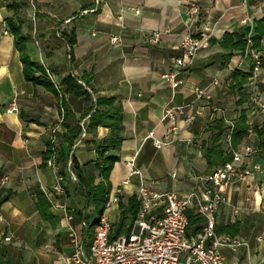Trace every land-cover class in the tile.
<instances>
[{
  "label": "crops",
  "instance_id": "0c3cea01",
  "mask_svg": "<svg viewBox=\"0 0 264 264\" xmlns=\"http://www.w3.org/2000/svg\"><path fill=\"white\" fill-rule=\"evenodd\" d=\"M19 1H26L27 6L19 10L10 6ZM191 3L200 8L197 20L186 14ZM11 16L25 19L23 30L31 35L27 54L35 62L44 59L59 90L71 74L85 84L94 100L114 98L121 103L123 140L118 150L109 152L117 157L109 175V195L128 173L125 161L133 158L142 180L156 190L185 195L197 188L194 176L221 166L207 162V150L218 133L214 124L222 123L219 144L224 154L230 153L229 128L246 109L248 137L236 150L244 152L246 146H252L255 152L245 155L242 164H259L262 172L242 184L220 188L229 202L220 205L216 213V232L247 242L236 251L220 248L229 264H264V133H257L264 122L249 102L237 103L240 90L231 86L235 71L249 73L253 63L245 51L231 53L220 43L225 34H240L246 26L254 34L256 22L264 17V0H0V179L7 178L0 184V263L66 264L63 258L73 251L67 235L69 222L52 203L64 202L75 213L72 223L87 249L93 238L91 226L101 213L85 207L76 190L78 183L65 179L64 195L53 189L54 171L43 164L44 138L57 135L56 145L66 147L61 135L67 129L54 94L24 76L21 53L7 22ZM141 29L169 31L162 34L159 43L150 45L140 38ZM63 31L72 32L73 44L69 45ZM187 33L198 35L205 43L191 68L182 74L185 84L173 90L162 75L182 54ZM112 35H120L122 45L113 44ZM259 52L263 56L264 38ZM197 87H207L211 98H198ZM242 92L248 96L259 93L264 99V68L257 85L248 81ZM65 99L81 118L80 123H88L85 99L70 93ZM12 101H16L18 112L10 114L6 110ZM168 105L184 106L196 117L190 124L179 117L178 133L171 136L168 145L158 148L147 135L153 132L157 138L164 137L172 123L163 118ZM109 134L107 127L86 126L85 135L76 139L80 143L70 152L80 165L95 163L93 142L107 139ZM89 169L98 173L93 166ZM139 182L138 176L132 177L118 204L110 207L112 235L129 199L134 196L138 200ZM38 193L45 197L40 200L42 205ZM5 196L7 199L1 201ZM39 205L47 207L45 215ZM190 212L200 216L194 209L188 215ZM134 221L127 219L124 228L132 230ZM204 226L203 218L200 232L189 237L202 234ZM124 234L128 233L120 235Z\"/></svg>",
  "mask_w": 264,
  "mask_h": 264
},
{
  "label": "built area",
  "instance_id": "2783aa9c",
  "mask_svg": "<svg viewBox=\"0 0 264 264\" xmlns=\"http://www.w3.org/2000/svg\"><path fill=\"white\" fill-rule=\"evenodd\" d=\"M186 14L193 19L200 18V8L196 3H191L186 8ZM169 29L143 30L139 32L140 38L150 44L159 43L161 36ZM110 41L113 44L122 45L123 39L120 35H112ZM205 39L194 33H187L182 42V54L175 59L171 69L163 73L162 77L171 85L173 90L185 84L182 74L188 71L194 63L195 57L203 47ZM38 45V44H37ZM38 47V46H37ZM245 53L251 58L253 63L249 84L257 85L263 71L261 53L253 48L251 33L247 36ZM70 59V55H68ZM47 76L53 80V73L42 60ZM84 84V83H83ZM218 84V81H214ZM58 88V85L55 84ZM198 98H211L207 87L194 89ZM249 103L254 112L263 117L264 122V99L259 93H251ZM8 113L18 112L16 101L8 106ZM179 117L185 123L194 121L196 114L187 113L184 106L168 105L164 108L163 118L171 121L169 128L163 138H157L153 132H149L147 138L152 139L156 147L168 145L170 138L176 135L179 127L176 124ZM82 127L81 136L85 135V121L80 123ZM231 125L228 141L231 146ZM51 139L56 143V137L51 135ZM80 143L76 140L73 147ZM252 146H246L244 152L232 151V158L223 165L214 168L208 174L194 176L199 182V186L185 195H180L173 190L159 191L147 185L142 180V173L136 165L135 158L125 161L128 173L121 183L109 195L104 211L100 214L98 221L93 227V238L89 248H85L79 234L73 225L75 213L69 209L64 202L55 201L52 203L54 209L64 212L69 222L67 235L73 251L63 259L66 264H229L223 254L221 247H228L236 251L241 246H247V242L231 235H218L216 232V213L220 205L229 202L227 195L223 194L220 188L223 185H238L244 183L248 178L254 177L256 173L262 172L259 164L244 166L243 157L254 153ZM72 151L67 162L69 177L72 182H77V175L73 168ZM47 165L54 171L55 183L53 189L56 193L64 195V175L54 158L47 161ZM138 176L140 182L136 191L139 201V211L134 221L133 229L130 233L120 235L116 239H111L112 221L109 215L111 206L118 204L120 196L126 187L131 184L132 177ZM7 178L0 179V184L4 185ZM194 209L205 219L203 233L197 237H189L187 228L190 225L188 211ZM0 219H2L0 215ZM81 224L85 227L86 221ZM9 239V238H6ZM261 240V238H258ZM2 264V263H0Z\"/></svg>",
  "mask_w": 264,
  "mask_h": 264
},
{
  "label": "trees",
  "instance_id": "16d2710c",
  "mask_svg": "<svg viewBox=\"0 0 264 264\" xmlns=\"http://www.w3.org/2000/svg\"><path fill=\"white\" fill-rule=\"evenodd\" d=\"M15 10L23 9L27 6L26 1H19L10 5ZM8 26L14 35L15 46L21 53V60L23 62V72L27 80L39 83L47 87L56 97L57 104L60 110L61 122L66 127L67 131L61 135V143H66V147L56 145L51 137L44 138L46 144V151L43 155V164L46 166L50 158H54L55 162L60 168V172L64 175L67 181H71L67 169V162L70 155V150L73 147L75 140L82 134V127L80 119L77 118L67 104L65 95L70 93L77 97H83L86 103V112L84 116H88V123L85 122L87 128L96 129L98 126L107 127L110 129V134L107 139L93 142L94 148L97 152V160L95 163H86L80 165L72 154L73 168L77 175L78 183L76 190L78 194L85 200V207L92 206L97 212L102 213L109 198V175L113 168L117 157L109 154L111 150H118L121 147L123 140V114L122 105L114 98L98 97L93 99L92 94L86 89L85 84L81 83L74 75H68L62 82L63 89L60 90L55 86L54 82L47 76L44 65L41 62H35L30 59L27 54V45L31 40L29 32H24L23 24L25 19L20 16H11L7 18ZM254 34L251 33L249 26L244 27L243 31L233 34H225L221 40V45L231 49V53L235 50L244 52L247 44V36L251 33V41L253 48L262 50V39L264 38V17L256 22V27L253 29ZM66 36L69 45L73 44L72 32L62 33ZM258 50V51H259ZM262 64L264 66V54L261 56ZM251 73H244L235 71L232 77V88H239L240 98L237 101L239 105L244 102H249L250 95L242 92L244 85L249 81ZM88 85V81L85 82ZM214 127L218 129L217 136L213 139L212 144L207 150V162L210 165H223L232 158V151L236 150L240 144L248 137L249 124L246 119V109L240 111L238 119L233 123L231 132V148L230 153L224 154L219 144L221 135L224 131L221 122H216ZM230 130V128H229ZM259 135L264 133V124L257 129ZM57 138V135H54ZM90 166L95 167L98 173L89 169ZM5 196L1 201L6 200ZM39 204L40 200H45L43 193H38ZM39 205V207H41ZM42 214L45 215L47 207L39 208ZM139 211V202L136 197L132 196L124 211V216L120 221L118 227L111 233V239H116L122 232L129 233L131 228H124L127 219L133 222ZM190 225L187 228V235L191 236L200 232L202 217L189 213ZM87 223V222H86ZM96 223V222H95ZM95 223L91 226L94 227Z\"/></svg>",
  "mask_w": 264,
  "mask_h": 264
},
{
  "label": "rangeland",
  "instance_id": "374dc122",
  "mask_svg": "<svg viewBox=\"0 0 264 264\" xmlns=\"http://www.w3.org/2000/svg\"><path fill=\"white\" fill-rule=\"evenodd\" d=\"M41 59V58H40ZM42 60L44 61V59L42 58ZM45 62V61H44ZM50 70H51V68H50Z\"/></svg>",
  "mask_w": 264,
  "mask_h": 264
}]
</instances>
